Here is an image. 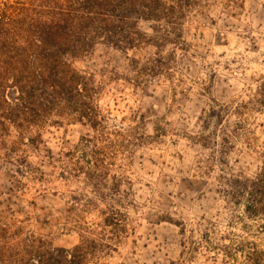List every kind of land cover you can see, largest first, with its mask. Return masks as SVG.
Segmentation results:
<instances>
[{"label":"rangeland","instance_id":"374dc122","mask_svg":"<svg viewBox=\"0 0 264 264\" xmlns=\"http://www.w3.org/2000/svg\"><path fill=\"white\" fill-rule=\"evenodd\" d=\"M163 28L140 22L135 47L72 61L99 126L48 123L32 145L4 136L9 264H228L217 248L238 242L264 253L259 221L225 186L263 169L264 0H194Z\"/></svg>","mask_w":264,"mask_h":264},{"label":"trees","instance_id":"16d2710c","mask_svg":"<svg viewBox=\"0 0 264 264\" xmlns=\"http://www.w3.org/2000/svg\"><path fill=\"white\" fill-rule=\"evenodd\" d=\"M193 1L0 0V145L6 148V158L10 149L4 136L9 129L17 133L12 145L24 140L32 145L28 132L48 123L99 126L96 89L73 68L72 61L99 44L120 51L135 47L140 22L157 23L170 34ZM66 156L74 157L72 152ZM225 186L227 196L236 204L242 201L244 214L259 221L257 232L264 233V162L256 177L239 176ZM10 237L9 229L0 226V264L19 261L4 252ZM217 251L228 264H264V253L252 242L222 245ZM72 252L62 251L58 258L72 263L76 260ZM236 256L242 259L240 263Z\"/></svg>","mask_w":264,"mask_h":264}]
</instances>
